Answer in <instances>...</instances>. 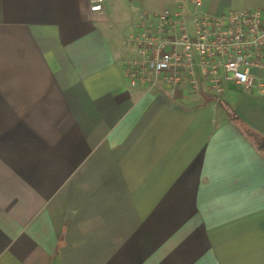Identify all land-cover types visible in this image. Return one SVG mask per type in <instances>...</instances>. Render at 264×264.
<instances>
[{"label": "crops", "instance_id": "1", "mask_svg": "<svg viewBox=\"0 0 264 264\" xmlns=\"http://www.w3.org/2000/svg\"><path fill=\"white\" fill-rule=\"evenodd\" d=\"M93 1L0 0V264H264V70L132 88L139 16L192 0Z\"/></svg>", "mask_w": 264, "mask_h": 264}, {"label": "built area", "instance_id": "2", "mask_svg": "<svg viewBox=\"0 0 264 264\" xmlns=\"http://www.w3.org/2000/svg\"><path fill=\"white\" fill-rule=\"evenodd\" d=\"M189 19L183 10L139 16L138 32L131 37L138 57L123 63L132 88L179 87L186 79L191 91L200 80L214 96L228 81L248 90L252 69L264 70V13L261 9L229 11L211 17L192 0ZM103 0H94L92 13L101 12Z\"/></svg>", "mask_w": 264, "mask_h": 264}, {"label": "rangeland", "instance_id": "3", "mask_svg": "<svg viewBox=\"0 0 264 264\" xmlns=\"http://www.w3.org/2000/svg\"><path fill=\"white\" fill-rule=\"evenodd\" d=\"M215 98H217V97H215Z\"/></svg>", "mask_w": 264, "mask_h": 264}]
</instances>
